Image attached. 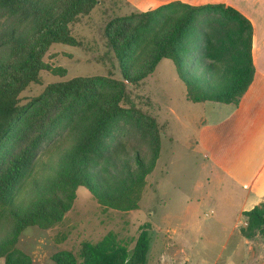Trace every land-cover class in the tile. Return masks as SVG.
<instances>
[{
  "label": "trees",
  "instance_id": "trees-1",
  "mask_svg": "<svg viewBox=\"0 0 264 264\" xmlns=\"http://www.w3.org/2000/svg\"><path fill=\"white\" fill-rule=\"evenodd\" d=\"M98 3L99 0H0V11L7 19L15 20L0 33V219L13 220L17 234L34 227L46 230L60 223L75 199L74 191L80 187L105 209L128 212L139 208L146 177L159 158V132L153 118L121 104L127 99V85H138L153 74L160 61L173 63L186 88V100L194 104L236 107L253 80L252 26L248 19L225 4L193 6L172 1L145 12L135 10L106 25V47L117 60L121 79L76 77L48 84L39 96L21 104L20 95L31 85L41 83V72L66 75L64 69L45 63L44 56L53 44L81 46L70 26ZM200 16L207 17L210 24L220 25L222 35L215 38L205 31L204 21H198ZM193 26H198L200 38L194 46L200 54L196 61L184 41ZM74 111L79 116L76 124L80 140L64 154L53 181L48 182L42 175L36 178L39 171L51 166L55 154L61 155V151H48L49 160L42 163L36 157L38 150L57 129L58 122L69 119ZM26 115V127L17 129V123ZM127 119L150 135L152 159L146 163L135 154L134 167L125 163L118 170L106 157L107 167L101 170L108 175L113 172L112 177L120 181L114 187L104 186L94 178L97 159L111 132ZM7 140L10 142L5 146ZM25 197L29 201L23 204ZM242 216L246 219V226L240 229L243 238L264 236V198ZM148 229L147 225L140 227L131 256L127 247L108 233L95 244L82 242L77 254L63 251L53 255L52 261L146 264ZM0 258L4 264H30L12 260L13 255L2 250Z\"/></svg>",
  "mask_w": 264,
  "mask_h": 264
},
{
  "label": "rangeland",
  "instance_id": "rangeland-1",
  "mask_svg": "<svg viewBox=\"0 0 264 264\" xmlns=\"http://www.w3.org/2000/svg\"><path fill=\"white\" fill-rule=\"evenodd\" d=\"M135 10L138 9L128 0H99L88 15L70 26L72 36L81 42V46L53 44L44 56L45 63L64 69L66 75L59 77L41 72V83L31 85L20 95L21 104L39 96L48 84L76 77L121 79L119 65L106 47L103 33L111 20ZM204 17L200 16L198 21H204L205 31L215 38L221 36L222 27L206 22L208 18ZM13 23L15 20L7 19L0 11V33ZM197 27L193 26L188 39L184 40L186 47L193 50L195 61L200 57L198 50L194 49L200 39ZM121 106L134 108L153 118L159 132V158L152 173L146 177L139 208L128 212L105 209L80 187L74 191L75 199L69 211L52 228H28L17 234L13 220L1 218L0 250L12 254V260L54 264L53 255L63 251L77 254L82 242L95 244L112 233L127 247L131 256L140 227L147 225L149 249L146 264H264V236L258 234L247 240L240 234V229L246 226V219L240 218L237 212L242 207L250 210V205L241 202L238 192L231 194V187L225 181H218L217 174L196 146L200 123L214 120L221 114L219 109L222 106L187 101L186 88L170 60L160 61L153 74L138 85H127V99ZM27 116L17 123V129L26 127ZM78 118L74 111L69 119L58 122L57 129L42 144L36 155L42 163L48 162V151H61V155L55 154L51 166L39 171L36 178L42 175L51 182L57 177L64 154L73 150L80 140ZM9 142L7 140L5 146ZM102 151L94 178L104 186L114 187L120 180L112 177L113 172L108 175L101 170V167H107L105 158L110 157L118 170L125 163L134 167L135 154L146 163L150 162L154 145L149 134L138 130L127 119L121 120L111 132ZM23 200V204L29 201L26 197Z\"/></svg>",
  "mask_w": 264,
  "mask_h": 264
},
{
  "label": "crops",
  "instance_id": "crops-1",
  "mask_svg": "<svg viewBox=\"0 0 264 264\" xmlns=\"http://www.w3.org/2000/svg\"><path fill=\"white\" fill-rule=\"evenodd\" d=\"M172 1L193 6L225 4L252 26L253 80L238 106L213 103L221 105L222 112L214 120L200 123L196 139L197 148L218 181H225L230 193L238 192L241 202L252 209L264 198V0H128L140 11ZM244 211H248L246 207L237 215L242 217ZM0 264H4L2 259Z\"/></svg>",
  "mask_w": 264,
  "mask_h": 264
}]
</instances>
